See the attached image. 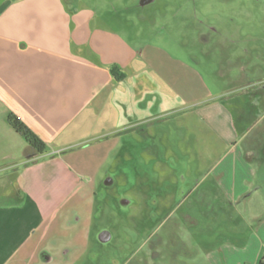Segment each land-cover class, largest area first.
I'll return each mask as SVG.
<instances>
[{"label": "rangeland", "instance_id": "374dc122", "mask_svg": "<svg viewBox=\"0 0 264 264\" xmlns=\"http://www.w3.org/2000/svg\"><path fill=\"white\" fill-rule=\"evenodd\" d=\"M82 1L119 36L194 61L200 87L214 98L257 103L241 109L227 101L237 119L234 146L196 109L171 116L183 127L179 137L170 138L168 128L153 136L154 127L144 125L150 136L99 160L95 182L65 203L44 242L51 246L48 264L264 262V92L257 88L264 77V0ZM248 87L254 94L245 98ZM101 230L108 241L99 239Z\"/></svg>", "mask_w": 264, "mask_h": 264}, {"label": "crops", "instance_id": "0c3cea01", "mask_svg": "<svg viewBox=\"0 0 264 264\" xmlns=\"http://www.w3.org/2000/svg\"><path fill=\"white\" fill-rule=\"evenodd\" d=\"M97 14L82 0H0V264H48L44 242L65 203L95 182L99 160L150 136L144 125L179 137L183 127L171 116L196 109L234 146L237 119L227 101L241 109L257 103L247 98L249 87L241 91L247 99L214 98L200 87L194 61L121 37ZM182 100L189 105L176 106ZM10 113L41 137L46 152L29 149Z\"/></svg>", "mask_w": 264, "mask_h": 264}, {"label": "trees", "instance_id": "16d2710c", "mask_svg": "<svg viewBox=\"0 0 264 264\" xmlns=\"http://www.w3.org/2000/svg\"><path fill=\"white\" fill-rule=\"evenodd\" d=\"M112 70L116 72V67L113 66ZM7 121L17 133L23 136L30 150L36 154H42L47 151L46 143L19 116L10 113L7 117ZM260 264H264V262L261 261Z\"/></svg>", "mask_w": 264, "mask_h": 264}, {"label": "water", "instance_id": "95a60500", "mask_svg": "<svg viewBox=\"0 0 264 264\" xmlns=\"http://www.w3.org/2000/svg\"><path fill=\"white\" fill-rule=\"evenodd\" d=\"M143 3H145L146 1L148 0H142ZM110 238V234L106 231V230H101L99 232V239L102 241V242H105V241H108V239Z\"/></svg>", "mask_w": 264, "mask_h": 264}, {"label": "flooded vegetation", "instance_id": "af4514ba", "mask_svg": "<svg viewBox=\"0 0 264 264\" xmlns=\"http://www.w3.org/2000/svg\"><path fill=\"white\" fill-rule=\"evenodd\" d=\"M262 79H263V80L260 79V80L258 81V82H260L259 85L261 84L260 87H257L258 89H264V85H262V84H264V78H262ZM106 182H107V180L104 181V183H106Z\"/></svg>", "mask_w": 264, "mask_h": 264}]
</instances>
